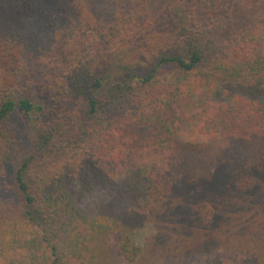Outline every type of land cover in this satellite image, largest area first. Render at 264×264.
Listing matches in <instances>:
<instances>
[{"label":"trees","instance_id":"trees-1","mask_svg":"<svg viewBox=\"0 0 264 264\" xmlns=\"http://www.w3.org/2000/svg\"><path fill=\"white\" fill-rule=\"evenodd\" d=\"M87 8L0 0V181L21 203L0 220V264L133 263L177 186L220 167L214 194L251 191L264 174V0ZM233 113L249 126L231 131Z\"/></svg>","mask_w":264,"mask_h":264},{"label":"rangeland","instance_id":"rangeland-1","mask_svg":"<svg viewBox=\"0 0 264 264\" xmlns=\"http://www.w3.org/2000/svg\"><path fill=\"white\" fill-rule=\"evenodd\" d=\"M103 2L83 0L86 10L88 6L95 10L93 5ZM106 5L109 7V3ZM228 121L233 125L231 131L236 126H249L241 113L229 115ZM194 127L191 137L207 141L196 122ZM129 132L141 131L132 127ZM150 136L149 132L138 134L130 146L148 147ZM181 137L176 134L166 144ZM219 171L220 167L215 169L211 180L177 186L165 199L167 205L156 206L136 233V243L142 248L137 260L119 264H264V174L255 175L258 186L251 191L214 194L209 187L217 184ZM226 186L233 187L232 182L222 187ZM20 206L12 176L1 180L0 220Z\"/></svg>","mask_w":264,"mask_h":264}]
</instances>
